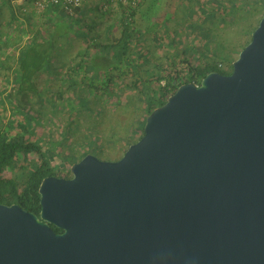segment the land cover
Here are the masks:
<instances>
[{
    "label": "water",
    "instance_id": "1",
    "mask_svg": "<svg viewBox=\"0 0 264 264\" xmlns=\"http://www.w3.org/2000/svg\"><path fill=\"white\" fill-rule=\"evenodd\" d=\"M71 172L42 181L40 216L0 204V264H264V15L231 74L181 85L120 160Z\"/></svg>",
    "mask_w": 264,
    "mask_h": 264
},
{
    "label": "rangeland",
    "instance_id": "2",
    "mask_svg": "<svg viewBox=\"0 0 264 264\" xmlns=\"http://www.w3.org/2000/svg\"><path fill=\"white\" fill-rule=\"evenodd\" d=\"M98 1L87 0L86 3L91 6L93 3L97 5ZM105 5H109L108 14L99 10L85 14L81 25L84 27L87 22L91 26L77 31L89 33L101 45L109 46L122 37L121 7L118 0ZM32 11V7L28 8V16ZM263 15L264 0H145L134 26L138 37L132 35L131 39L136 50L132 46L125 57L127 62L114 70V74L121 76L115 84L116 94L111 97L91 96L84 86H73L68 81L69 66L79 62V52L86 49L84 38L72 36L67 45L55 48L52 63L48 64L50 70L34 79L38 93L27 98L18 93L11 72L18 51L14 46L5 48L0 41V96L5 100L2 111L5 121L8 122L15 113L19 118H23V112L32 114L39 123L35 131L38 142L60 157L74 156L76 163L81 161L84 153L104 161H118L140 138L141 124L147 114L141 92L148 86L158 88L155 74L166 76L175 70L187 80L190 78L189 63H222V55L226 62L222 63V68L229 70L232 62L239 58L243 46L251 41L252 30L258 27ZM33 21L35 30L28 27L29 34L19 30L12 32L10 26H4L0 28V37L10 34L12 41L9 44L15 41L16 45L23 47L42 26L40 17H34ZM46 28L48 31L49 26ZM8 61L12 69L11 66L8 68ZM172 61L176 63L174 68ZM135 81L140 82H137L139 85H135ZM165 84V81L161 82L162 86ZM10 94L15 97L13 103L22 108L7 100ZM75 96H84L85 100L80 102ZM36 162L38 158L31 155L27 165ZM71 164L61 166L63 171H58L57 176L71 178ZM20 173L16 170L14 177Z\"/></svg>",
    "mask_w": 264,
    "mask_h": 264
},
{
    "label": "trees",
    "instance_id": "3",
    "mask_svg": "<svg viewBox=\"0 0 264 264\" xmlns=\"http://www.w3.org/2000/svg\"><path fill=\"white\" fill-rule=\"evenodd\" d=\"M20 1H23V3L20 4ZM39 1L41 0H0V28L10 26L12 32L19 30V32L23 31L24 34H29L28 27L31 30H35L33 18L40 17L42 20V26H39L34 37L30 38L23 47H20V44L16 45L17 42L15 41L9 44L12 41L10 34H6L3 38L0 37V41L3 42L5 48L14 46V49L18 51V56H14L16 57L14 60L16 65L13 66V69L9 61L7 62L8 68L11 66L10 69H12L11 72L13 73L14 84L18 87V93L24 98L34 93L37 94L38 91L34 79L43 71L50 70L48 64L52 63V54L55 48L67 45L69 39L72 36H76L81 39L84 38L87 46L86 49L81 50L78 54L81 60L69 66L71 73L68 75L70 76L68 81L73 86H84L86 92L91 96L100 97L105 95L111 97L116 94L114 91L115 84L121 75H116L113 72L121 64L127 62L125 58L127 51L133 46L131 43L132 35L138 37V31L134 28L136 17L145 0H140L137 7L132 6L133 0H129L127 5L122 0H118L121 7L119 22L123 29L122 37L116 44L109 46L101 45L95 37H90L89 33L77 31V28L83 29L91 26L86 22L84 25L86 24L87 26L83 27L81 24L84 20L77 18L86 0H82L80 7H72V11H69L63 1L55 3L48 0L46 8L42 12L37 11L36 4ZM108 1L110 3V0ZM31 7L33 11L28 16V8ZM107 11H104L103 14H108ZM46 26H49L48 31ZM256 28L252 30V33ZM250 42L244 45L242 49ZM133 48L136 50L135 46ZM111 56L113 58H109ZM220 61L226 63L223 55ZM222 63H211V61L202 64L195 62L194 65L189 63L190 78L187 80H184L180 73L175 72V70L170 71L171 74L169 73L166 76H158L156 73V87L158 88L152 87L151 89L148 86L147 89L144 88L141 92L145 102L144 111L147 114L141 124L142 132L139 140L144 135L148 116L154 110L163 106L181 85L188 83L200 85L201 81L212 72H218L223 75L231 74L234 62L230 65L229 70H224ZM171 64L173 68L176 65L173 61ZM102 69H106V72L104 73ZM162 81L166 82L165 86L161 85ZM137 82L135 81L134 84L140 83ZM6 85L8 86L9 84ZM74 98L79 99L80 102L85 100L84 96H75ZM14 99L15 97L12 94L7 97V100L12 105L14 104V106L19 108V104L13 103ZM4 104L5 100L0 96V204L19 205L22 209L40 216L42 207L39 189L42 181L50 176L58 177L57 173L62 170L61 166L63 168L70 166L71 161H74V156L65 155L60 157L54 150L50 151L47 147L41 145L35 133L39 123H37L36 118L32 114L23 112V118H19L15 113L6 122L2 112ZM18 111L17 114L22 112L19 111L18 113ZM31 155L37 157L38 162L33 163V165H27V160ZM86 155L88 154L84 153L81 160ZM76 162H72L71 166ZM16 170L22 172L18 177H14ZM69 173L71 174V171ZM61 177L67 178V176ZM52 227L57 233H62V230L55 226Z\"/></svg>",
    "mask_w": 264,
    "mask_h": 264
},
{
    "label": "built area",
    "instance_id": "4",
    "mask_svg": "<svg viewBox=\"0 0 264 264\" xmlns=\"http://www.w3.org/2000/svg\"><path fill=\"white\" fill-rule=\"evenodd\" d=\"M52 2L58 3L60 1H63V4L66 5V7L69 9V11H72V7H80L82 5V0H51ZM48 0H41L39 1L36 6L39 10L44 11L47 6ZM126 4L129 2L127 0H124ZM140 3V0H133L132 6L137 7Z\"/></svg>",
    "mask_w": 264,
    "mask_h": 264
},
{
    "label": "crops",
    "instance_id": "5",
    "mask_svg": "<svg viewBox=\"0 0 264 264\" xmlns=\"http://www.w3.org/2000/svg\"><path fill=\"white\" fill-rule=\"evenodd\" d=\"M87 1V0H86ZM86 1H85V5H84V7L82 8V10H81V12L77 15V18L78 19H83V20H85L84 19V17H85V14H89L90 12H92V11H94V10H99L102 14H103V12L104 11H107V10H109V5H105V3H107L108 4V0H99L98 1V4L97 5H94V3L91 5V6H87V3H86ZM89 1V0H88ZM110 2H111V0H110ZM105 5V6H104ZM103 8L105 9V10H103ZM77 19V20H78ZM92 20H94V19H92ZM83 26V25H82ZM78 29V28H77Z\"/></svg>",
    "mask_w": 264,
    "mask_h": 264
},
{
    "label": "flooded vegetation",
    "instance_id": "6",
    "mask_svg": "<svg viewBox=\"0 0 264 264\" xmlns=\"http://www.w3.org/2000/svg\"><path fill=\"white\" fill-rule=\"evenodd\" d=\"M72 178V177H71ZM66 179H70V178H66Z\"/></svg>",
    "mask_w": 264,
    "mask_h": 264
}]
</instances>
